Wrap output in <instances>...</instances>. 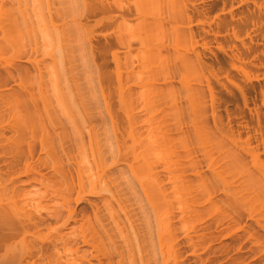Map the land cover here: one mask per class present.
<instances>
[{
	"label": "bare ground",
	"instance_id": "obj_1",
	"mask_svg": "<svg viewBox=\"0 0 264 264\" xmlns=\"http://www.w3.org/2000/svg\"><path fill=\"white\" fill-rule=\"evenodd\" d=\"M0 63V264L264 256V0H0Z\"/></svg>",
	"mask_w": 264,
	"mask_h": 264
},
{
	"label": "rangeland",
	"instance_id": "obj_2",
	"mask_svg": "<svg viewBox=\"0 0 264 264\" xmlns=\"http://www.w3.org/2000/svg\"><path fill=\"white\" fill-rule=\"evenodd\" d=\"M6 4L10 5V0H6ZM197 19V18H196ZM195 33L197 36L201 37L200 36V31L198 30H195ZM25 37V38H24ZM23 40L26 39L27 41L29 40L28 39V36L25 35L22 37ZM202 38V37H201ZM209 42L211 43H214V40L212 39H209L208 40ZM228 40H222V44L224 46L227 45V42ZM103 43V41H102ZM30 55V54H29ZM28 56V55H27ZM204 61L212 66V67H215L216 69H220V68H226L227 67V64L229 63L228 62V59L223 55V53L216 48V43L213 44L212 46V52L209 53V52H206L205 53V56H204ZM51 62V61H49ZM15 65L18 66V67H21L23 69H30L32 71V73L34 74V70H33V67L28 64L27 62H20V61H15ZM112 67V65H111ZM11 71L12 73L14 74H17V70L15 67H12V66H9V65H6L5 63H0V72L3 76H8L7 75V71ZM7 91H19V92H23V90L20 89V87L18 86V84L21 82L19 79L15 82L13 81V79H8L7 80ZM262 86L264 87V80L261 81V82H254L253 83V87H255L257 90H259V87ZM259 98H254V100H252V104L254 103H258L259 104ZM225 116V115H224ZM14 133H11V132H7V135L11 138L10 140H8L7 142H4V144H2L3 146L0 148V161H7V163L9 162H14V158L16 156V153H17V148L15 146L16 144V141H17V135H13ZM35 143V142H34ZM36 144H37V147H36V151L34 152V157H35V160H36V163L38 164L40 159L41 160H44L47 155L42 151L41 152V148H40V143L39 141L37 140L36 141ZM38 160V162H37ZM8 166V165H7ZM7 166H4L2 168H0V177L5 180V181H8V177L7 175H5L4 173L1 172L2 169H7ZM119 168H123V169H126L125 166H120ZM52 174V171H50L48 173V175ZM28 179L27 177H22L21 178V181H26L25 184H22V183H18L17 186H19L21 189H24L26 191H33L34 189H39L40 188V185H37L33 182H27ZM223 198V196L219 195L217 197V199H221ZM91 201H99L100 198L98 197H90L89 198ZM84 206H87L86 203H83L81 207H84ZM248 222V224L250 225V228L251 229H256L258 230L259 229V226L257 225V223H255L254 221L252 220H248L247 218H245ZM244 220V221H246ZM213 233H215L216 235L220 236V240H218L215 244H214V248L216 247H220L222 245H229V246H233L234 244H236L237 242H235L236 239H231V238H228V239H224V234L222 233H217L216 231H212ZM237 248L233 249L232 248V251L230 252L229 256L228 255H224V254H218L217 256H212L213 258V262L212 263H208V264H227V263H224V261L226 259H228L229 261V258H231L230 261L233 262V264H264V256L261 255L260 253L259 254H255L256 252L254 253H251L249 251V249L245 248V250L243 251H237L236 250ZM182 252H183V255L186 258H188L189 261H186V264H200V263H194L193 260H195V257L192 256V253H193V250H191L190 248L188 247H182ZM204 258L207 257V255H204L203 256Z\"/></svg>",
	"mask_w": 264,
	"mask_h": 264
}]
</instances>
